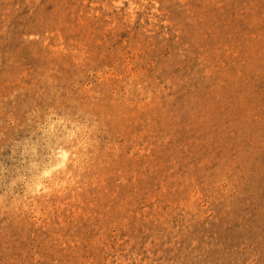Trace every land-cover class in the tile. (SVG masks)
Listing matches in <instances>:
<instances>
[{
	"label": "rangeland",
	"instance_id": "1",
	"mask_svg": "<svg viewBox=\"0 0 264 264\" xmlns=\"http://www.w3.org/2000/svg\"><path fill=\"white\" fill-rule=\"evenodd\" d=\"M0 264H264V0H0Z\"/></svg>",
	"mask_w": 264,
	"mask_h": 264
},
{
	"label": "clouds",
	"instance_id": "2",
	"mask_svg": "<svg viewBox=\"0 0 264 264\" xmlns=\"http://www.w3.org/2000/svg\"><path fill=\"white\" fill-rule=\"evenodd\" d=\"M67 163L65 155L62 153L60 154L58 158V162L53 164L51 167H46L44 170H42L37 176L33 178V181L29 185V191L33 194H39L41 190L44 192H49L52 189L49 188L46 183H44L47 178L52 176L53 173L57 172V170H61L65 167V164ZM57 187L59 185H56Z\"/></svg>",
	"mask_w": 264,
	"mask_h": 264
}]
</instances>
